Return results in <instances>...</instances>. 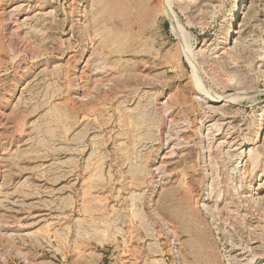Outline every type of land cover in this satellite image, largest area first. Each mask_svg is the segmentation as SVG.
<instances>
[{
  "label": "rangeland",
  "instance_id": "obj_1",
  "mask_svg": "<svg viewBox=\"0 0 264 264\" xmlns=\"http://www.w3.org/2000/svg\"><path fill=\"white\" fill-rule=\"evenodd\" d=\"M0 264H264V0H0Z\"/></svg>",
  "mask_w": 264,
  "mask_h": 264
},
{
  "label": "bare ground",
  "instance_id": "obj_2",
  "mask_svg": "<svg viewBox=\"0 0 264 264\" xmlns=\"http://www.w3.org/2000/svg\"><path fill=\"white\" fill-rule=\"evenodd\" d=\"M227 18V17H226ZM232 29L229 28V33L231 32ZM233 32V31H232ZM225 37V36H224Z\"/></svg>",
  "mask_w": 264,
  "mask_h": 264
}]
</instances>
